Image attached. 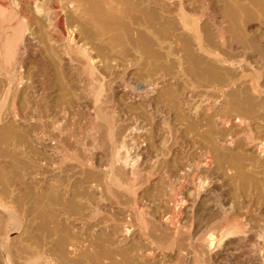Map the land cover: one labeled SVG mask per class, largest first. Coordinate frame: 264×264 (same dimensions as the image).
<instances>
[{
	"label": "rangeland",
	"instance_id": "1",
	"mask_svg": "<svg viewBox=\"0 0 264 264\" xmlns=\"http://www.w3.org/2000/svg\"><path fill=\"white\" fill-rule=\"evenodd\" d=\"M123 1L0 75V264H264V0Z\"/></svg>",
	"mask_w": 264,
	"mask_h": 264
},
{
	"label": "bare ground",
	"instance_id": "2",
	"mask_svg": "<svg viewBox=\"0 0 264 264\" xmlns=\"http://www.w3.org/2000/svg\"><path fill=\"white\" fill-rule=\"evenodd\" d=\"M125 1L127 2L128 0H124L122 5H125ZM173 1H176V3ZM121 2L122 0H7V2L0 0V48L1 46L4 47L5 52L11 60L4 63L0 62V75L8 80L16 77L18 73L16 61L26 53L27 49L29 50L30 40L36 38L39 41L40 39L37 28H30L31 24L37 22H35V18L38 16L40 19H43L42 21L47 23L48 34L46 36L54 38L61 50L73 57H70V60L80 61L83 73L91 77L93 72L91 52L94 43L93 36L96 30L94 17L97 13L105 16V14H113V12H131L126 6H120ZM167 2L177 5L175 6L176 9L172 8V10L176 11L178 17H180L186 27L189 26L187 17L192 18V15L204 12L203 8H187L183 0H167ZM134 3L136 6L131 9L135 10V12H142V10H149L152 13L157 11L170 12L168 4L165 5L164 0H134ZM42 21L40 20V22ZM10 22L14 24L10 33L4 36L5 27ZM43 25L45 26V23ZM26 31H29V34L33 37H28L29 34L25 35ZM96 97L97 95L94 94V102Z\"/></svg>",
	"mask_w": 264,
	"mask_h": 264
}]
</instances>
